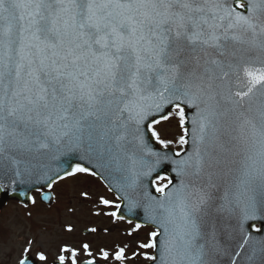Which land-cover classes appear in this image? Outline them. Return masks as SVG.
<instances>
[{"label":"snow or ice","instance_id":"1","mask_svg":"<svg viewBox=\"0 0 264 264\" xmlns=\"http://www.w3.org/2000/svg\"><path fill=\"white\" fill-rule=\"evenodd\" d=\"M241 67L246 90H233L230 77L239 84ZM173 103L181 127L180 105L196 109L193 152L181 162L189 180L173 191L156 189L164 200L154 222L164 239L158 243L161 233L153 232L140 247L158 249L159 264H215L213 257L227 251L218 216L234 218L240 251L253 239L247 222L264 220V0H0V160L19 165L13 154L79 153L108 161L120 153L135 177L144 164L138 153L160 159L147 148L141 124ZM151 135L168 147L157 131ZM236 147L242 160L233 186L245 196L234 202L227 191L217 196L215 177L223 171L221 154ZM86 172L94 174L70 164L57 175ZM100 204L111 206L103 198ZM257 243L253 256L264 254V239ZM83 251L92 256L87 243ZM29 253L26 247L19 264H46L43 252L34 259ZM70 255L76 264L77 253ZM114 258L125 260L124 248Z\"/></svg>","mask_w":264,"mask_h":264},{"label":"water","instance_id":"2","mask_svg":"<svg viewBox=\"0 0 264 264\" xmlns=\"http://www.w3.org/2000/svg\"><path fill=\"white\" fill-rule=\"evenodd\" d=\"M239 74V84L236 83L237 77L235 75L230 77L233 81V90H236L237 87L240 90H246L245 82L247 78L243 76L242 67ZM260 87L261 85H257V88ZM180 107L184 108L185 111L183 128L188 133L184 137L188 140V143L184 145V151L177 155L171 144L168 143V147L165 148L151 135L152 126L157 125L155 122L165 121L167 120L164 119L165 116L170 117L173 115L177 109L176 104H165L159 110L153 109L152 114L141 124V129L147 148L151 149L153 153H159L160 159L157 162V158L149 155L147 150L138 153L144 164L143 167L139 164L136 165L135 171L138 176L135 177L131 171L133 167L131 161L126 160L123 154L120 153H115L117 158L108 161L98 159L95 154L91 158L87 156L81 157L79 153H47L32 157H20L17 154H13L17 159L21 160L19 165L14 164L11 159L0 160V213L12 200L31 206L34 201L32 199L34 192L51 189L52 180L55 182L60 180L58 173L62 175L63 170L67 169L70 164L73 167L79 164L94 173L92 175L99 177L103 184L107 185L109 190L118 197L121 203L117 214L123 217L122 220L128 223H135L136 225L140 224V226L153 227L157 232L161 233L156 238L159 243L164 239L163 229L158 227V223L154 221L156 219L155 213L159 211L157 201H163L164 196L156 191L157 182L162 180L161 177L171 181L165 188V192H169L179 189L182 182L187 183L189 180V176L183 171L181 162L188 160L193 152L192 121L196 116V109L190 108L186 104H181ZM239 151V147H236L232 151H225L221 154L224 162L221 165L223 171L215 177L216 182L220 185L217 196L223 197L225 191H227L229 198L234 202L243 200L245 196L242 186L240 188L233 186L235 178L240 174L242 157L238 154ZM18 170L19 175H17ZM133 179L136 181L135 184L132 187H128L127 185ZM20 193H24V195H20ZM41 200L46 205L52 206L55 198L51 193H43ZM131 201L135 202L132 206H130ZM216 223L220 233L221 245L227 251H221L220 254L213 257L215 264H232L233 260L236 261V264H264V254L257 251L254 256L252 255V250L259 248L257 241L264 239V220L258 219L247 222L245 228L253 239L249 241V244L242 251L236 247L239 234L234 230V218L218 216ZM258 227L261 228L260 232L256 231ZM235 251H240V255L235 256L233 254ZM154 255L157 256V260L151 264H159L158 249L154 250ZM250 256H252L251 260L248 259Z\"/></svg>","mask_w":264,"mask_h":264},{"label":"rangeland","instance_id":"3","mask_svg":"<svg viewBox=\"0 0 264 264\" xmlns=\"http://www.w3.org/2000/svg\"><path fill=\"white\" fill-rule=\"evenodd\" d=\"M155 129L162 140L177 144L176 149H181L180 138L183 136V128L180 126L179 116L172 115L166 121L158 123ZM165 183L160 182V186ZM53 192L57 200L52 208H46L40 203L38 197L34 196L36 202L33 206L23 207L16 202H10L0 214V264H18L26 247L30 248L32 254L37 251L44 252L41 247L54 241L55 236L62 237L61 240L63 241L68 235L61 230V227L64 226L62 222L59 221L60 225L56 223L58 218L78 227L79 236L83 241H101L100 244L109 248L112 256L120 248H124L128 252L127 255H132V258L141 254L146 257L152 256L153 248L140 247L141 244L151 242L152 230L141 227L135 230V226L128 227L124 222L106 215L105 213L117 211L115 205L119 204V201L95 177L77 173L57 182ZM85 193L87 196L84 195ZM101 198L108 200L111 206L105 207L100 204ZM63 211L66 212L63 213ZM69 212L74 213L68 214ZM71 215L72 217L76 216L75 221L69 219ZM107 224L112 230L97 231L102 229L100 228L101 225ZM48 226L50 230H55L54 237L50 236ZM86 228H95L96 231L85 237ZM69 235L73 237L75 233ZM141 261L149 263L152 260L146 258ZM113 262H115L114 259Z\"/></svg>","mask_w":264,"mask_h":264},{"label":"flooded vegetation","instance_id":"4","mask_svg":"<svg viewBox=\"0 0 264 264\" xmlns=\"http://www.w3.org/2000/svg\"><path fill=\"white\" fill-rule=\"evenodd\" d=\"M65 212L66 211H63V213H65ZM63 213H60V215H63ZM73 213L74 212H69L68 214H73ZM75 217L76 216L72 217V215H71V218H69V219L75 221L76 220ZM58 219L59 220L56 223L58 225H60V222H62V224L64 226L61 227V230H62V232L66 233L68 235V237H66L62 241L61 240L62 237L60 238V236H55L54 241H51L49 244L43 245V247H41V250L44 249L43 253L47 257L46 264H59V256H61V255L65 256V264H71V255H70L71 251H75L77 253L76 264H85V263H87L88 259H93L96 262V264H118L119 261L115 260V258H114L115 255L112 256L109 252L110 249L107 247H104V246H102V244H100L101 241H99V240H97V241L94 240L92 242L87 241V240L83 241L82 238H80V236H79L80 230L78 229V227H76L73 224H70L68 222H65V221L63 222V219H61V218H58ZM109 227H110L109 224L101 225L100 228H102V229H98L97 231L101 232V231L112 230ZM48 229H49L48 231L51 233L50 236L54 237L55 230H50L49 226H48ZM69 229H71V231H69ZM90 230H91V228H86V230L84 231L85 237H86V235H88L89 233L92 232ZM56 231H58V229H56ZM71 233H75V236L71 237L69 235ZM85 243H87L89 245V251L92 253L91 257H88V255L83 251V244H85ZM103 244L105 246H107L105 243H103ZM63 248L69 249L70 252L66 253V252L61 251V249H63ZM104 251L109 253V259L107 261L102 259V252H104ZM40 252H42V251L33 252V254L29 253V255L34 259L36 257V255ZM127 253L128 252L125 250L126 259L123 261H120V264H134V263L135 264H148V262L143 263L141 261V260L146 259V256L144 254H141L138 257L134 256L132 258V255L129 256V255H127ZM113 259L115 260V262H113ZM133 261H134V263H133ZM18 264H19V261H18ZM38 264H39V262H38Z\"/></svg>","mask_w":264,"mask_h":264}]
</instances>
